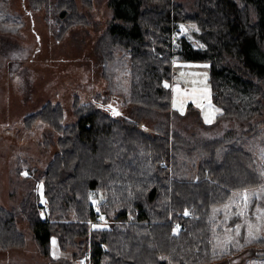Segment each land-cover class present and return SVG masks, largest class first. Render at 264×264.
<instances>
[{
  "label": "trees",
  "instance_id": "1",
  "mask_svg": "<svg viewBox=\"0 0 264 264\" xmlns=\"http://www.w3.org/2000/svg\"><path fill=\"white\" fill-rule=\"evenodd\" d=\"M32 2L46 6L58 40L88 20L78 0ZM108 7L94 50L111 96L76 99L71 124L62 123L59 103L27 116L29 126L43 120L60 136L45 168L19 180L27 187L17 204H0V248L26 247L18 226L25 221L48 264H80L88 253L89 264H218L229 256L215 250L216 209L235 192L264 194V0H108ZM182 24L195 26L197 43L175 39ZM175 61L209 65L221 110L214 124L198 116L176 124L184 116L172 112ZM248 247L264 264V236Z\"/></svg>",
  "mask_w": 264,
  "mask_h": 264
},
{
  "label": "rangeland",
  "instance_id": "2",
  "mask_svg": "<svg viewBox=\"0 0 264 264\" xmlns=\"http://www.w3.org/2000/svg\"><path fill=\"white\" fill-rule=\"evenodd\" d=\"M92 3L89 9L78 0L88 20L58 40L50 28L52 22H48L46 6L37 7L32 0H0V22L3 20L7 28L0 32V204L6 208L15 206L26 190V182L19 180L45 168L60 136L43 120L29 126L27 116L48 102L59 103L64 110L62 123L71 124L76 121L73 112L76 99L87 103L111 96L103 64L94 50L96 40L107 28L108 0H92ZM192 26L180 25L175 39L184 36L197 43L192 37L195 30ZM174 71L170 85L172 112L175 117L184 116L176 124H196L197 116L204 124H214L221 110L212 100L209 65L175 61ZM128 84L126 80L124 86ZM120 101L122 98L116 97L115 106L127 112L129 107ZM222 132L218 128L214 134ZM38 192L43 202L41 187ZM262 193V188L235 192L225 205L216 209L215 250L229 256L218 264L258 263L251 259L254 251L245 247L264 236ZM236 217L240 221L231 225ZM18 226L26 234L27 245L21 249L0 248V264H48L37 249L27 223L20 221ZM51 248L52 257L63 255L56 237L51 240ZM79 263L89 264L86 260Z\"/></svg>",
  "mask_w": 264,
  "mask_h": 264
},
{
  "label": "snow or ice",
  "instance_id": "3",
  "mask_svg": "<svg viewBox=\"0 0 264 264\" xmlns=\"http://www.w3.org/2000/svg\"><path fill=\"white\" fill-rule=\"evenodd\" d=\"M192 27H195V26H192ZM181 30H183V27H182ZM164 86H165L166 88L168 87L167 84H165ZM109 108H111V105H109ZM113 114H114V115H119V113H117V112H114ZM25 175H27V173H25ZM245 199H247V196H245ZM185 215H187V212L185 213ZM100 219L103 220V217H100ZM93 227H95V226H93ZM237 234H238V228H237ZM53 243H55V242H53Z\"/></svg>",
  "mask_w": 264,
  "mask_h": 264
},
{
  "label": "built area",
  "instance_id": "4",
  "mask_svg": "<svg viewBox=\"0 0 264 264\" xmlns=\"http://www.w3.org/2000/svg\"><path fill=\"white\" fill-rule=\"evenodd\" d=\"M89 254H86L85 256H83V257H80V261H84V260H86L87 261V259H89Z\"/></svg>",
  "mask_w": 264,
  "mask_h": 264
},
{
  "label": "crops",
  "instance_id": "5",
  "mask_svg": "<svg viewBox=\"0 0 264 264\" xmlns=\"http://www.w3.org/2000/svg\"><path fill=\"white\" fill-rule=\"evenodd\" d=\"M16 204H17V202H16Z\"/></svg>",
  "mask_w": 264,
  "mask_h": 264
}]
</instances>
